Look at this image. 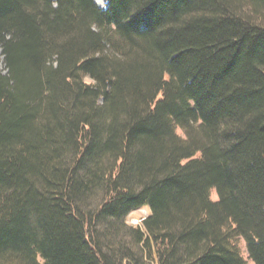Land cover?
<instances>
[{"label": "trees", "instance_id": "16d2710c", "mask_svg": "<svg viewBox=\"0 0 264 264\" xmlns=\"http://www.w3.org/2000/svg\"><path fill=\"white\" fill-rule=\"evenodd\" d=\"M0 47V264H264V0H0Z\"/></svg>", "mask_w": 264, "mask_h": 264}, {"label": "rangeland", "instance_id": "374dc122", "mask_svg": "<svg viewBox=\"0 0 264 264\" xmlns=\"http://www.w3.org/2000/svg\"><path fill=\"white\" fill-rule=\"evenodd\" d=\"M105 3H106V0L103 1V7H105ZM98 5V4H97ZM101 7V6H100ZM0 69L5 72V63L3 61V55L1 53V47H0ZM177 131L179 134H181L182 136H184V132L177 128ZM212 197H215V193L212 192ZM149 213V208L146 207V206H142L138 209H135L133 211H131L127 217V221L128 223L130 224H133V225H137L141 222V219L145 216H147ZM238 244H239V247L243 253V256L247 257V252H246V246H245V241L244 239H239L238 241Z\"/></svg>", "mask_w": 264, "mask_h": 264}, {"label": "bare ground", "instance_id": "6f19581e", "mask_svg": "<svg viewBox=\"0 0 264 264\" xmlns=\"http://www.w3.org/2000/svg\"><path fill=\"white\" fill-rule=\"evenodd\" d=\"M103 1L104 0H95V2L101 7H103Z\"/></svg>", "mask_w": 264, "mask_h": 264}]
</instances>
